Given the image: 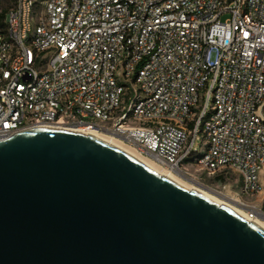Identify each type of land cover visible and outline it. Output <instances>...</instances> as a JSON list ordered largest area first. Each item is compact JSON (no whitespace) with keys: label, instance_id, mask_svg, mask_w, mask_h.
Instances as JSON below:
<instances>
[{"label":"built area","instance_id":"1","mask_svg":"<svg viewBox=\"0 0 264 264\" xmlns=\"http://www.w3.org/2000/svg\"><path fill=\"white\" fill-rule=\"evenodd\" d=\"M43 124L107 130L255 198L264 0H15L0 24V140ZM243 203L264 217V196Z\"/></svg>","mask_w":264,"mask_h":264},{"label":"water","instance_id":"2","mask_svg":"<svg viewBox=\"0 0 264 264\" xmlns=\"http://www.w3.org/2000/svg\"><path fill=\"white\" fill-rule=\"evenodd\" d=\"M77 128L0 140V264H264V227Z\"/></svg>","mask_w":264,"mask_h":264},{"label":"bare ground","instance_id":"3","mask_svg":"<svg viewBox=\"0 0 264 264\" xmlns=\"http://www.w3.org/2000/svg\"><path fill=\"white\" fill-rule=\"evenodd\" d=\"M75 130L82 131V132H85L88 134H92V135L102 139L103 141L109 143V144H112V145H114V146H116L122 150H125L129 154H131L134 157H136L137 159H139L145 165L150 167L151 169L160 173L161 175H165V176L173 179L177 183L185 186L186 188L198 190L199 192H201L202 194H204L208 198L212 199L213 201L217 202L218 204H225V205L231 207L234 211H236L238 214L245 217L246 219L255 220L257 223H259L261 226L264 227V217L255 216L254 218H251L249 215V212L245 208V204L242 202H239L237 199H235L234 196H227L226 199L230 202H228V201L224 202V201H221V200L215 198L210 193H208V192H206V191H204V190H202L196 186H192V185L187 184L182 178H180L178 176V175H181V176H185V175L173 171L171 168H169L167 166V164H165L163 161L155 158L153 155L145 154V153L141 152L137 147L125 142L118 135H116L112 132H109L107 130H99V129H94V128H82L81 127V128H77ZM232 202L234 204L237 203V205H239L243 209H241L240 207L238 208V206L236 207ZM245 210H246V212H245Z\"/></svg>","mask_w":264,"mask_h":264},{"label":"rangeland","instance_id":"4","mask_svg":"<svg viewBox=\"0 0 264 264\" xmlns=\"http://www.w3.org/2000/svg\"><path fill=\"white\" fill-rule=\"evenodd\" d=\"M8 2V0H0V13L3 12L4 9L8 10V7L11 6V4ZM180 178H182L187 184L196 186L211 195H213L215 198L227 202L228 200L226 199L227 196H234L235 199H237L239 202L243 201L246 203H253V204H258L261 205L262 203V197L264 196V191L258 194L255 198H247V197H242L241 201L238 199V196L235 194V192L239 190V187L236 186L235 184L232 183V179L229 178H224L220 176H207L204 177V181H202L205 185L202 187V185H198L194 180H191L189 178H186L185 176L178 175ZM232 180V181H231ZM230 202V201H228ZM233 203V202H232ZM234 204V203H233ZM238 208L240 207L239 205L234 204ZM243 209L242 207H240ZM246 212V210H245Z\"/></svg>","mask_w":264,"mask_h":264},{"label":"trees","instance_id":"5","mask_svg":"<svg viewBox=\"0 0 264 264\" xmlns=\"http://www.w3.org/2000/svg\"><path fill=\"white\" fill-rule=\"evenodd\" d=\"M8 2L11 4V6L14 4L15 0H8ZM9 4V5H10ZM9 6L8 9L11 7ZM8 12L7 9H4L2 13H0V24L2 25L5 17H6V13Z\"/></svg>","mask_w":264,"mask_h":264}]
</instances>
